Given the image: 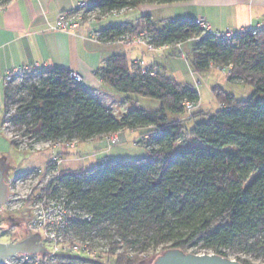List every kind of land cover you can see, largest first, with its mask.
Listing matches in <instances>:
<instances>
[{"label":"trees","instance_id":"trees-1","mask_svg":"<svg viewBox=\"0 0 264 264\" xmlns=\"http://www.w3.org/2000/svg\"><path fill=\"white\" fill-rule=\"evenodd\" d=\"M186 1L90 3L106 13L146 3ZM144 28L155 47L191 45L194 71L202 73L216 66L228 72L229 79L251 85L253 94L241 100L215 86L213 91L222 106L214 113L194 110L200 99L194 87L158 71L142 74L125 54H117L97 75L128 95L131 107L118 115L77 81L71 69L24 68L33 77L26 74L29 84H22L26 93L20 96L21 104L12 118L25 126L23 135L70 143L144 128L140 140L150 153L136 161L104 157V166L98 162L82 171L58 170L57 162L50 161L48 167H56L58 175L48 189L59 192L73 208L92 215L91 221L73 219L72 230L95 246H109L104 262L88 255L64 258L71 264H110L112 259L117 264H141L146 257L140 253L160 243H170L164 250L187 252L201 246L228 257L225 248L256 234L260 237L253 245L264 251V28L256 33V27L245 28L233 40L217 42L203 33L194 18L157 21L144 14L137 23L102 30L110 39ZM182 53L186 57L184 50ZM11 82L4 89L5 114L14 89ZM135 93L159 99L161 104L157 109L141 107L129 96ZM186 102L192 104L191 110ZM200 116L207 118L197 122ZM188 138L193 140L191 144L175 149ZM237 260L252 264L246 258Z\"/></svg>","mask_w":264,"mask_h":264},{"label":"crops","instance_id":"crops-1","mask_svg":"<svg viewBox=\"0 0 264 264\" xmlns=\"http://www.w3.org/2000/svg\"><path fill=\"white\" fill-rule=\"evenodd\" d=\"M80 1L86 0H7L5 7L0 9V73L4 76L10 70L21 67L25 69L68 68L79 72L83 77L84 85L107 106L111 107L113 102L129 101L126 93L105 83L97 75L98 71L112 56L125 54L133 68L134 60L144 57L147 63L160 72L159 64L154 61L156 54L146 51L145 46L135 42L122 44L95 42L89 38L88 25L78 28L75 32H64L54 28L58 16L64 11L74 10ZM141 6L143 15L150 14L157 21L188 17L197 19L204 16L215 29L231 28L235 31L256 27L258 23L264 24V0H188L165 5L146 3ZM168 6H178V9L173 10L174 13L169 10L165 12L163 8ZM156 12L166 17L159 18ZM141 17L136 20L123 19L121 22L105 19L95 24L94 28L103 29L125 22L137 23ZM0 79L3 80V78ZM130 131L135 132L133 129ZM126 133H128L127 129L122 132L125 140ZM103 139L104 137L81 141L85 144H93L91 157H93L92 160H96V163L92 166L97 165L104 157L115 159L102 154L106 148L103 143H100ZM81 142H77L73 147L69 142L58 141L53 144V147L44 150L48 152H45V159L41 162L38 161V155H42L43 153H39L43 151H36V154L31 156L30 164L22 171L39 166L48 167L52 155L58 158V170L82 171L93 168L87 166L88 156H83L82 151L77 150ZM36 158L37 160L34 161Z\"/></svg>","mask_w":264,"mask_h":264},{"label":"rangeland","instance_id":"rangeland-1","mask_svg":"<svg viewBox=\"0 0 264 264\" xmlns=\"http://www.w3.org/2000/svg\"><path fill=\"white\" fill-rule=\"evenodd\" d=\"M182 5V4H179ZM178 7V6H177ZM177 7H165L164 11L174 13ZM169 8V9H168ZM174 8V9H173ZM142 6L136 8L128 9L120 13L118 16L109 17L107 20H114L115 22H121L123 19L136 20L141 17L144 13ZM156 16L159 18L166 17L161 15L160 12H156ZM184 50L186 57L183 55L182 50ZM146 51L155 53L156 56L154 61L159 65L160 73H163L167 77L175 79L177 82H184L192 87H194L200 94V99L195 105L194 110L205 111L208 113H214L222 105L217 99L216 94L213 89L215 86L221 87L224 91L235 94L236 98L245 100L248 99L253 94V87L247 85L239 80L229 79V74L226 71H222L220 68L213 66L202 73L196 72L191 67V54L192 49L189 44H182V46H169L167 48L156 47L155 50ZM26 74H29L30 78L33 77L31 71H23L11 82L10 86L13 93L9 100V110L4 113V98H5V80L0 79V170H9V175L14 176L15 173L22 171L27 165L30 164V159L32 154L35 155L36 151H43L38 155V161L44 160V155L48 152L44 151L48 147H53L54 142L48 139L40 140L37 137H29L23 135L25 126L12 120L13 115H16L17 108L21 104L19 98L25 95L26 90L22 84H29L27 79H25ZM20 88V89H19ZM138 104L144 108L157 109L161 102L159 99L144 97L139 94H129ZM110 107V106H109ZM131 107L129 101L113 102L111 109L119 114H124ZM207 117L200 116L196 119L197 122L204 121ZM195 121H189L188 125L192 126ZM127 139L125 140V133L121 134L119 142L111 144L107 138H104L100 143L106 146L102 154H107L110 158H118L125 161H136L139 158L149 157L150 153L145 143L140 140L141 133L144 128H137L135 132H131L127 129ZM15 144H12V142ZM193 142L191 139H186L178 142L175 149L179 150L185 145H189ZM78 151L83 153V156H88V167H93L96 160H92V145L85 144L81 142L78 144ZM46 152V153H45ZM43 156V157H42ZM95 158V157H94ZM34 159V161H36ZM44 169L45 172L41 176L36 178L28 179L26 183H20L19 186L12 187L13 190H8L7 201L0 208V241H24L31 236L30 231L26 223L28 218L32 216V208L30 207L31 201H35V196L41 193L40 190L43 188H48L49 183L53 181L56 176V172L53 168H48L47 166H39ZM44 190V189H43ZM32 191V192H31ZM45 192V191H44ZM49 192V191H48ZM47 192V193H48ZM41 238L43 245L46 248L51 246L50 241L46 238L43 232L38 233ZM260 234H256L254 237H250L247 240L240 242L237 241L231 246L224 249L231 259H248L252 264H264V251L254 246L257 238ZM164 246L169 247L170 243H160L157 245H150L146 250L140 253L141 256L146 257V259L141 264H152L155 258L162 252H164ZM98 250L102 252V257H98L97 262L107 259L109 250L107 251L104 247L97 246ZM119 250L117 253H119ZM188 251L191 252H201V253H215L214 249H205L201 246L191 247ZM132 252H135L133 249ZM80 264V263H79ZM83 264V263H81ZM91 264V263H90ZM94 264V263H93ZM101 264V263H99ZM110 264H117L116 260L112 259Z\"/></svg>","mask_w":264,"mask_h":264},{"label":"built area","instance_id":"built-area-1","mask_svg":"<svg viewBox=\"0 0 264 264\" xmlns=\"http://www.w3.org/2000/svg\"><path fill=\"white\" fill-rule=\"evenodd\" d=\"M7 3L0 0V9H3ZM122 10H111L106 13H102L99 8H92L91 3L86 1H80L75 6L72 11H64L56 19L54 28L67 31L75 32L78 28L88 25L89 26V38L95 42H105V43H133L135 42L138 45L145 46L148 50H155L152 37L147 29L136 31L131 34L130 32L123 33L120 37L107 38L104 35L102 29L94 28L95 24L98 22L108 19L112 16H118L122 13ZM196 23L202 27L203 33L205 35H210L215 38L217 42H223L225 40H233L238 37L237 35L241 31H235L231 28L219 30L215 29L209 24L207 19L204 16H200L196 19ZM264 24L258 23L254 29V33L259 29H263ZM169 45L163 46L167 48ZM142 74H156V69L147 63L144 57L135 59L133 62ZM24 68H16L10 70L4 76L0 73V78L5 80V84L13 81L18 75L23 72ZM72 76L77 80L83 83V77L79 72L72 71ZM188 109H192V104L186 102ZM122 132L114 133L107 137L108 141L111 144L119 142ZM76 140L70 141V145L75 147ZM51 162H58V158L54 155L51 156ZM99 163L104 166L106 159H102ZM50 168V167H48ZM57 173L55 178L58 175L57 168H53ZM45 172L44 169L37 167L32 169H26L15 173L14 176L9 175L8 181V190H13L12 187L19 186L20 183H26L28 179L36 178L37 176L43 175ZM54 178V179H55ZM53 179V180H54ZM44 189V190H43ZM41 193H38L35 196V201H31L30 207L33 209L32 216L28 218L26 226L31 235H39L38 233L43 232L46 238L50 241L51 246L46 249L45 252L40 253H18L15 256L8 257L5 264H71L68 258L64 256H74V255H88L92 259H97V254L102 253L99 251L97 246L91 243L87 239L76 233L75 230H72L73 219L78 218L82 221H91L92 215L88 212H82L80 209L73 208L71 204H68L64 196H59V192L56 194L53 191H50L48 188H43ZM45 191V192H44ZM50 191V193L48 192ZM32 192V191H31ZM49 194H48V193ZM9 194V193H8ZM107 251L108 247H104ZM197 253V252H193ZM201 253V252H199Z\"/></svg>","mask_w":264,"mask_h":264},{"label":"water","instance_id":"water-1","mask_svg":"<svg viewBox=\"0 0 264 264\" xmlns=\"http://www.w3.org/2000/svg\"><path fill=\"white\" fill-rule=\"evenodd\" d=\"M9 171L0 170V208L8 198ZM39 235H31L24 241H0V264H5L8 257L18 253L45 252L44 245ZM152 264H243L237 259L219 255L217 253H193L180 248L167 249L157 256ZM245 264V263H244Z\"/></svg>","mask_w":264,"mask_h":264}]
</instances>
